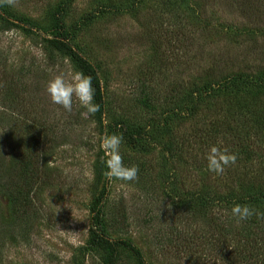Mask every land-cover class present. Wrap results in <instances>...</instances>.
I'll list each match as a JSON object with an SVG mask.
<instances>
[{
  "label": "rangeland",
  "instance_id": "obj_1",
  "mask_svg": "<svg viewBox=\"0 0 264 264\" xmlns=\"http://www.w3.org/2000/svg\"><path fill=\"white\" fill-rule=\"evenodd\" d=\"M61 3L0 0V163L25 161L35 150L38 176L22 216L0 192V264H234L227 244L209 241L206 219L172 200L195 190L213 199L224 194V179L206 170L204 156L222 144L208 137L212 122L236 106L203 99L191 120L176 98L201 82L257 81L264 0H72L59 13ZM54 40L95 67L102 127L78 102L66 112L50 101L47 81L78 71ZM238 117L231 123L244 125ZM122 130L139 133L120 145L123 164L138 169L135 181L105 177L98 138ZM255 162L248 172L259 170ZM98 198L112 246L93 238Z\"/></svg>",
  "mask_w": 264,
  "mask_h": 264
},
{
  "label": "trees",
  "instance_id": "obj_2",
  "mask_svg": "<svg viewBox=\"0 0 264 264\" xmlns=\"http://www.w3.org/2000/svg\"><path fill=\"white\" fill-rule=\"evenodd\" d=\"M71 2L72 0H62L58 9L59 13L66 12ZM7 24L13 25L8 21ZM52 43L60 54L67 55L73 60L78 71L92 78V86L95 89L94 102L100 106V109L91 115V118L98 123L99 127H102L104 94L95 67L68 43L59 40H54ZM49 53L52 55V50ZM256 79L257 81L254 82L249 78L229 77V79L216 82H201L193 84L184 98H176L179 104H183L186 117L191 120L195 117L197 107H201L200 103L203 99L218 102L220 97L226 104L233 105L231 103L234 102L236 106L235 114H230V117L229 115L223 116L224 119L219 118L212 122L208 136L213 137L214 141L216 138L220 140L219 143L222 142L220 148H226L237 156L236 163L225 168V173L218 175L219 180L224 179L221 183L226 184L224 194L218 193L213 199L207 195V192L195 190L193 193H185V198L177 199L174 203L172 200L175 209H187L194 215L206 219L210 232L209 241L214 239L216 244L221 246L227 244L224 249L228 251L227 255L231 259L234 258V264H264V153H260L258 158L257 150H254L264 148V71ZM244 84L248 85L251 90L242 93L241 91H246L242 90ZM254 88L258 90L255 93ZM232 89L235 91L232 92ZM221 106L219 102L218 108L221 109ZM173 112L177 113L178 110L175 108L171 113ZM237 115L240 118L243 117L244 125L241 126L237 120L235 126L231 123ZM135 135L138 136L139 133ZM135 135L125 130L121 132L124 139H132ZM172 149L169 148L170 151ZM34 153L35 150H32L31 156H28L25 161L11 160L7 167L4 166L5 162L0 163L1 168L5 167L2 172L0 192L5 195L10 207L15 209L16 213L19 214L20 208L22 209L21 216L22 213L25 214L29 202L32 201L33 186L37 183ZM255 161H257L256 166L259 170L256 173L248 172L250 166L247 165ZM45 176H48L47 171H45ZM228 177V181H225ZM99 201L100 198L96 200L93 208L91 224L94 228L93 238L100 247L112 246L113 242L104 236V229L101 225L103 214ZM234 204H247L255 210L257 215L236 223L230 212ZM128 245L140 259V252L130 244ZM226 257L220 260L224 262ZM108 264H113V259H110Z\"/></svg>",
  "mask_w": 264,
  "mask_h": 264
},
{
  "label": "clouds",
  "instance_id": "obj_3",
  "mask_svg": "<svg viewBox=\"0 0 264 264\" xmlns=\"http://www.w3.org/2000/svg\"><path fill=\"white\" fill-rule=\"evenodd\" d=\"M45 90L50 101L62 107L66 112H71L74 101L78 102L89 115H94L100 106L94 102L95 89L92 78L80 71H74L70 78L57 74L47 81ZM99 147L104 152L105 177L109 180L135 181L138 169L136 166L127 167L123 164L120 155V145L123 137L119 134H104L99 136ZM206 170L216 175L223 174L225 168L236 163L237 156L226 148L210 145L204 156ZM231 217L236 223L246 221L257 215L254 209L247 204H234Z\"/></svg>",
  "mask_w": 264,
  "mask_h": 264
}]
</instances>
